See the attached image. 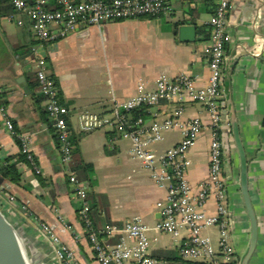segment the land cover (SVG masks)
Returning <instances> with one entry per match:
<instances>
[{
	"label": "crops",
	"instance_id": "0c3cea01",
	"mask_svg": "<svg viewBox=\"0 0 264 264\" xmlns=\"http://www.w3.org/2000/svg\"><path fill=\"white\" fill-rule=\"evenodd\" d=\"M218 1L168 0L173 9L170 16L78 28L66 38L49 44L33 38L26 17L22 26L12 21L14 11L0 18V104L4 103L16 131L31 138L32 153L41 171L35 174L27 161H19L20 147L6 130L0 112V162L13 158L18 162L22 178L19 186L5 182L8 193L0 192V200L10 223L20 228L29 242L28 252L42 254V264L65 263L55 259L52 247L40 237L37 221L49 226L62 246L72 250L75 262L67 264L98 262L80 220V204L61 164L57 134L38 87L33 50L45 55L60 102L69 112L73 168L77 178L87 184L89 216L94 229L122 231L126 223L142 220L149 229V253L173 263V255L179 256V243L155 230L161 220L156 205L164 200V189L152 180L141 161L131 158L132 143L121 130L85 133L78 128V118L86 112L110 115L115 104L136 97L141 86L153 91L155 83L162 78L187 75L195 78L196 86H206L209 70L203 48ZM232 4L229 17L232 41L226 50L222 95L224 102L227 98V108L229 102V110L235 109L249 162L251 201L259 222V244L250 264H264V62L261 60L264 0H232ZM3 6L8 4L4 2ZM182 24L196 27L195 42L179 40L178 28ZM182 105L185 108L182 121L200 118L204 125L209 123L208 112L202 105L189 100ZM175 106L161 102L156 107H142L146 108L143 118L149 122L155 118L162 120ZM180 140L177 127L165 133L155 149L163 153ZM225 143L224 175L228 182L231 242L240 258L247 249L250 224L239 190L238 159L232 135L225 138ZM209 144V129H205L187 154V178L194 191L209 179ZM8 197H14L16 202L11 203ZM206 211L214 213V200L208 203ZM217 233L216 229L205 232L214 242ZM121 240L122 235L117 232L102 236L109 246Z\"/></svg>",
	"mask_w": 264,
	"mask_h": 264
},
{
	"label": "built area",
	"instance_id": "2783aa9c",
	"mask_svg": "<svg viewBox=\"0 0 264 264\" xmlns=\"http://www.w3.org/2000/svg\"><path fill=\"white\" fill-rule=\"evenodd\" d=\"M14 9L12 21L23 25V17L30 23L33 38L39 43H53L64 39L78 28L101 26L108 22L159 18L173 12L168 0H11ZM233 10L232 0H219L208 23L210 33L203 53L209 70L206 86H196L195 78L180 75L176 79L162 78L153 91L140 87L139 94L125 102L115 104L110 115L83 113L78 118V128L85 133L118 128L132 143L131 158L141 161L150 172L152 180L166 195L157 203L161 220L155 226L157 232L172 236L179 243L181 264H240L237 250L231 242V214L228 208V182L224 175L225 138L231 137L229 120L223 115L222 95L223 67L227 46L232 41L229 33V17ZM35 73L39 91L45 100V111L57 134L61 164L73 193L80 204L79 216L86 237L98 264H172L155 258L149 253L148 228L142 220L134 219L122 231L107 228L96 231L90 220V204L87 184L77 178L73 168L74 146L68 125L69 112L61 104L56 82L52 78L46 57L37 50ZM185 100L202 105L208 112L209 123L200 118L182 121ZM161 102L176 106L164 119L147 121L143 116L132 117V112L142 107H156ZM179 104V106H178ZM3 123L8 133L20 147V155L35 174L41 171L31 149V138L19 134L1 106ZM180 128L181 140L172 148L159 153L155 146L164 140L165 133ZM209 129V179L194 191L187 178V154L195 145L202 131ZM8 201L15 203L14 197ZM214 200L215 211H206ZM26 210L25 206L22 207ZM37 232L49 243L55 259L61 263L75 262V255L62 246L60 238L44 222L37 221ZM65 228V224H64ZM216 229L213 239L205 232ZM120 233L122 240L114 246L105 245L102 236Z\"/></svg>",
	"mask_w": 264,
	"mask_h": 264
},
{
	"label": "water",
	"instance_id": "95a60500",
	"mask_svg": "<svg viewBox=\"0 0 264 264\" xmlns=\"http://www.w3.org/2000/svg\"><path fill=\"white\" fill-rule=\"evenodd\" d=\"M178 37L182 42H195L196 40V27L194 25L182 24L178 28ZM261 60L264 62V58ZM226 102V104H225ZM224 102L223 115L229 120L230 130L233 138L234 147L237 153L238 169H239V190L243 202V206L250 224V233L247 249L242 256H240V264H250L259 244V222L250 196L249 189V162L247 153L240 135L239 123L235 113V109L229 110V102L227 108V98ZM230 179V178H229ZM0 180V184H2ZM0 229L18 248V256L20 264H42V254L38 251L28 252L30 246L29 242L23 241L21 236L16 232L12 224L0 213ZM0 264H7L0 258Z\"/></svg>",
	"mask_w": 264,
	"mask_h": 264
},
{
	"label": "trees",
	"instance_id": "16d2710c",
	"mask_svg": "<svg viewBox=\"0 0 264 264\" xmlns=\"http://www.w3.org/2000/svg\"><path fill=\"white\" fill-rule=\"evenodd\" d=\"M10 1L11 0H3V2L0 3V18L4 14L9 15V14L13 13L14 9L10 5ZM4 2H6L8 4L7 7L3 6ZM0 105L3 106L4 103H1ZM145 109L146 108L134 110L131 113L132 117L138 118V117L144 116L145 115ZM18 158H19V161H26L25 156H23V155H18ZM17 163L18 162L13 161V158H7L5 161L0 162V180H2L3 186H4L5 182L12 184V185H15V186H19L21 184L22 178H21L20 172L17 169ZM85 167H86V169H89V170L91 169L90 166H85ZM7 187H8V185H7ZM25 189H27V188L25 187ZM176 256H178L177 253L175 255H173V257H175L174 258L175 260L174 261L172 260L173 261L172 264H181V262H182L181 258L179 256L178 257H176Z\"/></svg>",
	"mask_w": 264,
	"mask_h": 264
},
{
	"label": "bare ground",
	"instance_id": "6f19581e",
	"mask_svg": "<svg viewBox=\"0 0 264 264\" xmlns=\"http://www.w3.org/2000/svg\"><path fill=\"white\" fill-rule=\"evenodd\" d=\"M17 251L19 252L18 248L0 229V258H2L7 264H20Z\"/></svg>",
	"mask_w": 264,
	"mask_h": 264
},
{
	"label": "rangeland",
	"instance_id": "374dc122",
	"mask_svg": "<svg viewBox=\"0 0 264 264\" xmlns=\"http://www.w3.org/2000/svg\"><path fill=\"white\" fill-rule=\"evenodd\" d=\"M8 189L9 187H7V185H4L2 187H0V192L1 193H8ZM1 199V198H0ZM0 213L8 220L7 216H6V210H5V207L3 206L2 204V200H0ZM9 221V220H8ZM10 222V221H9ZM61 222V221H60ZM12 226L15 228L16 232L21 236V239L23 241H25V238L23 236V232L20 228H16L13 224ZM65 229H69V227L65 224ZM26 243V241H25Z\"/></svg>",
	"mask_w": 264,
	"mask_h": 264
}]
</instances>
